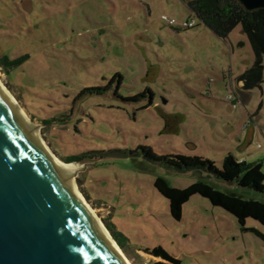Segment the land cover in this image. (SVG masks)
Returning a JSON list of instances; mask_svg holds the SVG:
<instances>
[{
    "label": "rangeland",
    "instance_id": "374dc122",
    "mask_svg": "<svg viewBox=\"0 0 264 264\" xmlns=\"http://www.w3.org/2000/svg\"><path fill=\"white\" fill-rule=\"evenodd\" d=\"M190 1L0 0V58L21 59L0 78L54 155L86 156L78 188L129 240L132 264L164 262L147 252L159 246L181 264H264L263 239L192 188L205 182L263 203L264 194L130 154L148 147L218 168L232 154L264 172V82L245 91L238 80L254 64L249 40L240 26L219 38ZM147 89L149 108V95L127 101ZM245 226L264 235L253 219Z\"/></svg>",
    "mask_w": 264,
    "mask_h": 264
},
{
    "label": "water",
    "instance_id": "95a60500",
    "mask_svg": "<svg viewBox=\"0 0 264 264\" xmlns=\"http://www.w3.org/2000/svg\"><path fill=\"white\" fill-rule=\"evenodd\" d=\"M83 168L63 171L0 85V264H125L71 185Z\"/></svg>",
    "mask_w": 264,
    "mask_h": 264
},
{
    "label": "trees",
    "instance_id": "16d2710c",
    "mask_svg": "<svg viewBox=\"0 0 264 264\" xmlns=\"http://www.w3.org/2000/svg\"><path fill=\"white\" fill-rule=\"evenodd\" d=\"M187 6L193 17L197 18L224 41L228 39L236 27H241L242 33L249 40L255 60L253 66L240 76L238 80L242 83L241 88L245 91L261 88L264 82V9L248 11L237 0H192L187 3ZM20 62L21 59L12 61L7 56H3L0 58V67L9 72L12 68L20 65ZM116 78L122 79V77L116 75L112 82ZM88 92L100 93L101 91L88 90ZM147 96L149 97V103L142 108L147 109L152 105L154 97L153 92L149 89L127 101L139 103ZM45 123L51 124L52 120H45ZM130 154L132 156L141 154L148 162L177 174L188 172L205 173L207 177H214L222 182L237 184L243 189L264 194V172L261 162H240L235 156L230 154L223 160L222 167L218 168L214 162L204 160L201 157H188L185 155L158 156L148 147H140L137 151L130 152ZM85 158L86 156L83 155L62 157L64 162L74 164L83 163ZM192 189L199 191L203 197L210 199L216 206H222L228 212L234 214L238 218V222L243 225L241 228L243 232H251L264 241V235L259 230L245 226L247 219H253L264 226L263 202L244 200L236 195H226L205 182H198L197 186ZM184 192L187 195V191ZM175 193L176 191H172V194ZM181 196L182 192L176 198H181ZM103 221L126 254L129 240L117 231L112 219ZM147 252L164 261L157 264H181L179 259L171 256L161 246L152 250L147 249Z\"/></svg>",
    "mask_w": 264,
    "mask_h": 264
},
{
    "label": "bare ground",
    "instance_id": "6f19581e",
    "mask_svg": "<svg viewBox=\"0 0 264 264\" xmlns=\"http://www.w3.org/2000/svg\"><path fill=\"white\" fill-rule=\"evenodd\" d=\"M0 85L3 88V90L5 91L7 97L10 99V102L17 108V110L19 111V113L23 117V119L31 126V128L36 129V134H37L39 142L41 143L43 148L47 151L49 156L53 159V161L58 166H60L63 171H66V169L68 167H79L80 165H77V164H74V163L64 162L63 160L59 159L56 155H54V153L48 147V144L42 138L41 132H40L39 127L37 126V124H35L34 122H32L30 120L29 115L27 114V112L23 108L20 107L18 101L16 100L14 95L10 92V90L4 85V83H3L1 78H0ZM79 171L80 170H75L74 175L70 178V182H71V185H72L74 191L77 193L80 201L83 203V205L86 207V209L90 212L91 216L96 220V223L98 224V226L100 227V229L102 230V232L104 233V235L106 236V238L108 239V241L110 242L112 247L122 257L124 263L125 264H132L130 262V260L127 258V256L125 255V252L122 250L121 247H119V245L117 244L116 240L113 238L111 233L108 231V229L106 228L104 223L99 219V217L97 216V212L94 210V208L91 207V205L85 200L84 196L81 194V192H80V190L78 188V185L76 183L77 182L76 181V177H77Z\"/></svg>",
    "mask_w": 264,
    "mask_h": 264
},
{
    "label": "built area",
    "instance_id": "2783aa9c",
    "mask_svg": "<svg viewBox=\"0 0 264 264\" xmlns=\"http://www.w3.org/2000/svg\"><path fill=\"white\" fill-rule=\"evenodd\" d=\"M163 20L166 21V22H168V23H169L170 25H172V26H175V25L177 24L176 20H174V19H169V18H167L166 16L163 17ZM194 24H195V21H194V20H191V21L184 22L183 25H182V27H183V28H189V27H193ZM230 99H231V98H230Z\"/></svg>",
    "mask_w": 264,
    "mask_h": 264
},
{
    "label": "crops",
    "instance_id": "0c3cea01",
    "mask_svg": "<svg viewBox=\"0 0 264 264\" xmlns=\"http://www.w3.org/2000/svg\"><path fill=\"white\" fill-rule=\"evenodd\" d=\"M242 84V83H241Z\"/></svg>",
    "mask_w": 264,
    "mask_h": 264
}]
</instances>
